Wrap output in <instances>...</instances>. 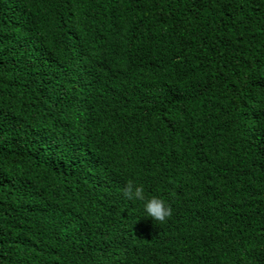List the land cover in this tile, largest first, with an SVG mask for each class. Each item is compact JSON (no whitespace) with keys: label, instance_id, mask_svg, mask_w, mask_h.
I'll list each match as a JSON object with an SVG mask.
<instances>
[{"label":"trees","instance_id":"trees-1","mask_svg":"<svg viewBox=\"0 0 264 264\" xmlns=\"http://www.w3.org/2000/svg\"><path fill=\"white\" fill-rule=\"evenodd\" d=\"M0 264H264V0H0Z\"/></svg>","mask_w":264,"mask_h":264},{"label":"clouds","instance_id":"clouds-1","mask_svg":"<svg viewBox=\"0 0 264 264\" xmlns=\"http://www.w3.org/2000/svg\"><path fill=\"white\" fill-rule=\"evenodd\" d=\"M124 197L142 204L144 217H150L153 222L165 223L173 214L171 205L159 196H148L143 184L127 180L122 188Z\"/></svg>","mask_w":264,"mask_h":264}]
</instances>
